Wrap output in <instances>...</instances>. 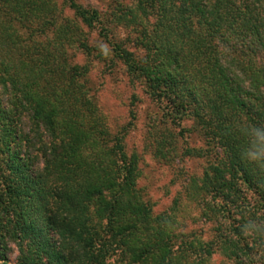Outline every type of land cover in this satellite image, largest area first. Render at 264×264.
<instances>
[{"label":"trees","instance_id":"trees-1","mask_svg":"<svg viewBox=\"0 0 264 264\" xmlns=\"http://www.w3.org/2000/svg\"><path fill=\"white\" fill-rule=\"evenodd\" d=\"M62 1L0 0V264H209L218 250L257 264L264 165L245 154L264 130V0H118L117 21L139 25L125 38L98 9ZM93 30L111 47L108 66L121 61L165 117L191 118L218 148L190 188L203 217L220 221L214 239L177 234L139 190L126 133L107 129L89 64L76 61L104 56Z\"/></svg>","mask_w":264,"mask_h":264},{"label":"rangeland","instance_id":"rangeland-1","mask_svg":"<svg viewBox=\"0 0 264 264\" xmlns=\"http://www.w3.org/2000/svg\"><path fill=\"white\" fill-rule=\"evenodd\" d=\"M79 1L83 5L98 9L100 19L112 27V33L117 38L134 35L139 27L138 24L127 23L128 20L119 22L116 19L119 1L129 5L132 0ZM62 2L57 0L59 8L63 7ZM64 14L73 17V11L68 7H65ZM91 41L102 45L104 56L88 59L85 55L78 54L76 61L89 64L88 80L92 95L107 129L111 133H126L127 152L131 157L136 156L139 165V190L151 204L153 213L172 214L174 217L171 221H175L170 222L172 230L177 234H184L188 238L198 236L203 241L214 239L220 221L203 217L201 206L190 195V188L193 179L203 176L210 162L216 159L218 148L213 143L209 144L201 128L191 118H186L181 126H177L165 117L163 108L149 96L142 83L131 80L121 61L115 60L114 65L108 66L111 62L106 56H112L111 47L98 36L96 30L91 32ZM127 46L131 50H137L131 44ZM137 52L141 54L140 50ZM183 128L186 130L181 135ZM169 133L176 137V142L172 154L164 158L156 154V149L166 136L171 137ZM187 147L201 151V154L189 155L186 153ZM253 254L257 264L264 263V246H256ZM10 258L12 261L16 258L15 251L10 252ZM208 263L241 264L222 250L216 251Z\"/></svg>","mask_w":264,"mask_h":264},{"label":"clouds","instance_id":"clouds-1","mask_svg":"<svg viewBox=\"0 0 264 264\" xmlns=\"http://www.w3.org/2000/svg\"><path fill=\"white\" fill-rule=\"evenodd\" d=\"M252 133L256 137L257 146L255 147L254 150L248 151L245 154V158L251 163L264 165V130L253 129ZM254 227L256 226L249 225L246 227V230L247 228H254Z\"/></svg>","mask_w":264,"mask_h":264}]
</instances>
